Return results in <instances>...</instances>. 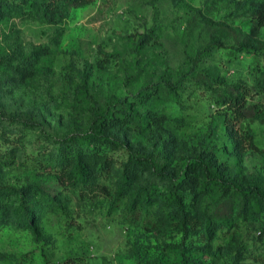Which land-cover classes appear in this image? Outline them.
Instances as JSON below:
<instances>
[{"label": "rangeland", "instance_id": "374dc122", "mask_svg": "<svg viewBox=\"0 0 264 264\" xmlns=\"http://www.w3.org/2000/svg\"><path fill=\"white\" fill-rule=\"evenodd\" d=\"M259 1L89 0L41 22L9 0L0 108L30 125L0 122V184L25 188L37 216L21 225L15 195L1 200L0 264H264V208L249 190H264V57L229 47L264 42ZM154 86L161 95L139 101ZM236 86L249 89L241 113L216 100ZM114 104L156 121L111 125L109 165L70 177L47 134L97 130L95 112ZM129 152L162 155L175 170L203 152L240 189L184 191V220L168 219L144 195L146 183L167 192L166 180L147 171L122 183ZM218 210L228 221L206 226Z\"/></svg>", "mask_w": 264, "mask_h": 264}, {"label": "trees", "instance_id": "16d2710c", "mask_svg": "<svg viewBox=\"0 0 264 264\" xmlns=\"http://www.w3.org/2000/svg\"><path fill=\"white\" fill-rule=\"evenodd\" d=\"M27 5V10H24L25 15L33 20L41 22H58L71 7H78L89 0H24ZM256 11V22L262 23L264 20V0H260L253 6ZM16 4L10 3L9 0H0V20L13 12ZM219 46H224L219 43ZM229 47L242 51L246 54L263 55L264 57V42H240L239 44H232ZM194 65L196 62L193 63ZM196 72L192 70L191 73ZM161 87L154 86L150 92L140 93L139 101L146 99L148 96L156 97L161 95ZM249 89L241 86H236L233 92L225 91L217 101L220 104L227 105L232 109V112L241 113L246 107V96ZM97 130L86 131L75 136L56 137L52 134L48 141L52 143V148L49 150L51 155L57 158L61 164L69 169L70 177L74 179H87L90 173L105 169L109 163L111 156L106 148L118 145L115 138L110 137L106 131L108 127L114 124H130L134 120H139L143 124L147 122H155V115H138L137 112L131 110L127 105L121 104L109 105L106 110L95 112ZM20 121L22 125L28 126L30 122L21 120V118L14 115H7V112L0 108V122L5 121ZM228 127V120L225 121ZM102 145H106L102 148ZM215 160L212 155L196 152L192 159L186 161L179 170L168 168L169 164L162 155L154 152L148 154L129 152L125 161L121 164V178L122 183L131 184L135 179L145 175L148 171L150 175L153 173L155 177H159L167 181L169 188L167 192L160 191L157 194L154 192L153 186L149 183L145 184L147 192H144L145 199L150 200L153 197L162 203L164 213L168 219L184 220L185 212V194L184 191H198L208 190L215 185L223 187L238 188L233 179L223 173L214 165ZM251 194L255 197L256 206L264 208V190L249 187ZM15 195L18 202V208L21 212V225L29 226L34 218L37 216V209L32 210L28 201V195L25 193V188L13 187L9 184H0V209H4V200ZM38 199V195L33 198ZM246 203V202H245ZM3 205V206H2ZM248 206V205H247ZM16 207V211H19ZM228 217L222 214L219 210L212 216H208L205 225L226 223ZM67 264V263H66Z\"/></svg>", "mask_w": 264, "mask_h": 264}]
</instances>
